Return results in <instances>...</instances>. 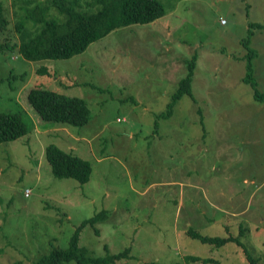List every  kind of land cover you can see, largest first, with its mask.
<instances>
[{
	"label": "rangeland",
	"instance_id": "374dc122",
	"mask_svg": "<svg viewBox=\"0 0 264 264\" xmlns=\"http://www.w3.org/2000/svg\"><path fill=\"white\" fill-rule=\"evenodd\" d=\"M159 1L166 10L162 17L115 29L70 58L29 62L14 50L0 56V113L22 110L27 128L24 136L0 144V264H31L48 252L49 243L65 248L73 230L100 210L107 212L106 219L80 231L79 244L92 255L130 248V258L119 264H203L190 256L247 264L232 241L214 246L185 232L189 222L203 235L229 234L221 224L206 222L207 216L221 222L222 214L214 213L208 202L225 198L150 186L168 175L183 181L213 176L219 171L215 166L225 164L236 188L242 176L253 179L255 194L243 197L244 192L235 191L230 204L236 209L247 205L249 233L240 240L257 264H264V102L254 101L250 86L241 81L240 60L246 50L254 51L250 80L263 92L264 28L252 29L245 45L240 41L248 22H262L264 2ZM0 3L10 15L12 0ZM47 10L49 17L55 15L54 8ZM3 36L11 43L18 40L13 23ZM193 55L190 96L175 104L169 118L159 117ZM39 64L47 76H34ZM69 67L80 69L79 81L98 86L93 90L85 84L66 94L86 101L89 121L83 127L42 121L26 99L34 82L51 85L58 78L63 83L64 74L70 80ZM170 129H181L185 141H191L187 146L175 142L172 137L178 134H164ZM48 145L88 159L89 180L54 177L44 157ZM167 152L173 155L168 158ZM165 163L170 174L162 167ZM228 189L225 193L233 191ZM225 223L240 228L232 217Z\"/></svg>",
	"mask_w": 264,
	"mask_h": 264
},
{
	"label": "trees",
	"instance_id": "16d2710c",
	"mask_svg": "<svg viewBox=\"0 0 264 264\" xmlns=\"http://www.w3.org/2000/svg\"><path fill=\"white\" fill-rule=\"evenodd\" d=\"M1 3L0 56L8 50H14L29 62L70 58L82 53L90 43L106 36L115 29L134 24L151 23L166 14L165 7L159 0H12V13L10 15L5 13V8L2 7ZM244 5L246 9L247 2ZM48 7L55 9V15L49 17ZM11 23L14 24L18 33V40L12 43L3 36ZM254 28H264V17L261 23H247L246 38L241 39V44L245 45ZM1 34L4 39L1 38ZM253 56L254 51L246 50L240 57L244 72L241 81L250 86L254 101L259 103L264 102V91H256L255 83L250 80ZM194 60L195 55L189 61L187 75L180 80L176 91L170 95L169 102L166 104V112L159 117L169 118L173 113L175 104L183 96H190L189 82L193 76ZM77 67H80L79 64ZM69 68L68 73L70 77L72 76L73 83L79 85L77 75L80 69L70 70ZM34 74V76H47L46 68L39 64ZM64 78L65 82L62 83L57 79L56 83L51 82V85L34 82V88L27 93V102L42 121L83 127L89 121V108L84 99L65 96L57 92V86L62 88L61 86L71 80V78L67 80L65 74ZM85 84L91 86L93 90L98 89V86L91 85L89 82L83 83V85ZM198 114L200 116L199 124L203 127L200 109ZM26 132L27 128L22 110H18L16 113H0V144L14 141L24 136ZM44 157L54 177L72 178L79 183H85L90 178L91 165L88 159L65 153L54 145H48L44 148ZM106 214L105 210H100L97 214L83 220L73 230L65 248L54 247L49 243L48 252L42 253L31 264H67L69 262L76 264H119L123 261L122 259L130 258V248H125L115 254L106 253L103 256H96L79 244L81 229L88 224L93 226L106 219ZM244 231L245 229L240 227L235 235L230 232L226 236L218 237L203 235L199 230L188 227L186 234L191 238L214 246H221L232 241L240 248L247 264H257V261L247 252L240 240ZM98 232L99 229H96V233ZM190 259L203 264H219L215 260L201 259L199 256H190Z\"/></svg>",
	"mask_w": 264,
	"mask_h": 264
},
{
	"label": "crops",
	"instance_id": "0c3cea01",
	"mask_svg": "<svg viewBox=\"0 0 264 264\" xmlns=\"http://www.w3.org/2000/svg\"><path fill=\"white\" fill-rule=\"evenodd\" d=\"M70 70H77V67H73V68H69ZM68 71V70H67ZM72 77V76H71ZM58 78H53L52 83H56L55 81ZM79 85L74 84L73 83V78H71L70 81H68L67 83H65L63 86H61L62 88H60L59 86H57V92L60 94H63L66 96V94L70 91L73 90H77L78 88H81L83 85V83L86 82H81L79 81ZM76 94H71L68 96H74ZM77 97V96H74ZM83 99V98H82ZM173 129V128H172ZM172 129L170 130H165L164 134H178V138L176 137H172V139L177 142L179 141V144L183 143L186 146L188 145L187 142H190L191 139H184L183 136H181L182 134H186V132H183L181 129H175V131H172ZM206 134V132L203 131V135ZM202 135V136H203ZM201 136V137H202ZM200 145H204V143H200ZM231 145H228V147H230ZM219 152L222 150H218ZM168 153V158L170 156L173 155L172 152H167ZM230 152L226 153L223 155V157L225 158H229L230 156ZM165 157V156H164ZM226 160V163L231 166L232 164L230 163V160ZM181 162V160H180ZM169 164L165 163L163 164V168L168 172V174H170L169 170ZM178 162L174 163L173 169L177 170L178 169ZM226 167V164L224 166H222L221 168H219L217 165L215 166V169H219L218 172H216L213 176L210 175H205V174H201L198 175L195 179L193 180H189V179H185V181H183V179L181 178H173L174 176L172 175H168L167 177H165L164 179H159V180H155L152 183H150V186L152 184H159L161 186H177L178 190L183 193L186 189H190L192 191V196L195 197V195H198L199 197H203L206 196L208 198H211L213 196H217V197H222L225 198V200H214L212 202H208V206L212 207L213 212L214 213H221L222 214V220L221 222H219L216 218L211 217V216H207L206 222L207 223H215V224H221L223 226V230L225 231H230L231 233L235 234L237 232V228L235 229H231V225L228 223H225L226 220L230 219V217L234 218L235 220L238 221V223L240 224V227H242L243 229H245L244 233H249V228L248 226V219L250 217H246L245 214L248 210L247 205H245L243 203V205L238 206L239 208H232L235 207L233 205H231L230 203L232 202L230 200L231 195L237 191V194H239V191L241 190L242 192H244V194L242 195L244 196H252L255 194V189L251 188V184L253 182V179L251 177H247V176H242L241 177V184L238 188L237 184H236V179L234 177V175L230 172H226L224 170V168ZM195 169V167H193ZM232 180V185L231 183H229V185H225L222 183H226ZM231 187L233 189V191H231V193H225L226 189L231 190ZM261 187V184H259L257 186V188ZM198 202V201H196ZM230 207V208H228ZM232 208V209H231ZM206 216V215H205ZM261 220V218L259 219ZM205 222V220H204ZM186 227L185 228V232L188 229V227H192L195 229V227L192 225V223L186 222ZM202 229V228H201Z\"/></svg>",
	"mask_w": 264,
	"mask_h": 264
}]
</instances>
